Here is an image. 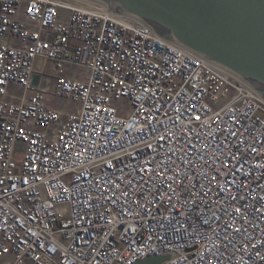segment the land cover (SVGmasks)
<instances>
[{
    "label": "built area",
    "instance_id": "built-area-1",
    "mask_svg": "<svg viewBox=\"0 0 264 264\" xmlns=\"http://www.w3.org/2000/svg\"><path fill=\"white\" fill-rule=\"evenodd\" d=\"M148 259L264 264V100L133 19L0 0V264Z\"/></svg>",
    "mask_w": 264,
    "mask_h": 264
},
{
    "label": "water",
    "instance_id": "water-1",
    "mask_svg": "<svg viewBox=\"0 0 264 264\" xmlns=\"http://www.w3.org/2000/svg\"><path fill=\"white\" fill-rule=\"evenodd\" d=\"M57 1L101 7L133 19L242 81L264 100V0Z\"/></svg>",
    "mask_w": 264,
    "mask_h": 264
},
{
    "label": "rangeland",
    "instance_id": "rangeland-1",
    "mask_svg": "<svg viewBox=\"0 0 264 264\" xmlns=\"http://www.w3.org/2000/svg\"><path fill=\"white\" fill-rule=\"evenodd\" d=\"M2 42L7 43V39L4 38L2 40ZM41 68H42V70L40 72H36V73H38L40 76H42V79H41L42 82H43L44 77H48V78L54 77V73H53V70H52L50 65L44 64V65H42ZM75 71L81 72L83 70L81 68H76ZM52 82H53V79L48 80L46 83V88L48 91L47 101L50 102L53 106H55L58 109L67 110V111L72 110L76 104L68 98L55 96L52 92Z\"/></svg>",
    "mask_w": 264,
    "mask_h": 264
},
{
    "label": "crops",
    "instance_id": "crops-1",
    "mask_svg": "<svg viewBox=\"0 0 264 264\" xmlns=\"http://www.w3.org/2000/svg\"><path fill=\"white\" fill-rule=\"evenodd\" d=\"M44 64H48L51 66L52 70H53V63L51 61H48L46 59H38L36 60V64H35V68H36V72H40L42 70V65ZM56 73H54L55 75ZM52 78H48V80H51Z\"/></svg>",
    "mask_w": 264,
    "mask_h": 264
},
{
    "label": "bare ground",
    "instance_id": "bare-ground-1",
    "mask_svg": "<svg viewBox=\"0 0 264 264\" xmlns=\"http://www.w3.org/2000/svg\"><path fill=\"white\" fill-rule=\"evenodd\" d=\"M86 6H88V5H86ZM89 7H92V8H94V9H97V10H101V11H106V9L105 8H101V7H95V6H89ZM254 92V91H253ZM255 93V92H254ZM256 94V93H255ZM257 95V94H256ZM258 96V95H257Z\"/></svg>",
    "mask_w": 264,
    "mask_h": 264
}]
</instances>
